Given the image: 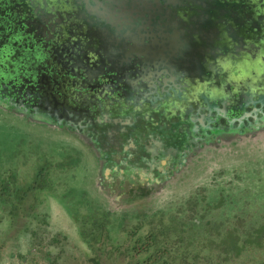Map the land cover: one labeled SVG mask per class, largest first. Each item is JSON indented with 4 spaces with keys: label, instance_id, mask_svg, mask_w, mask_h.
I'll return each mask as SVG.
<instances>
[{
    "label": "rangeland",
    "instance_id": "374dc122",
    "mask_svg": "<svg viewBox=\"0 0 264 264\" xmlns=\"http://www.w3.org/2000/svg\"><path fill=\"white\" fill-rule=\"evenodd\" d=\"M228 2L0 0V264H264V31Z\"/></svg>",
    "mask_w": 264,
    "mask_h": 264
},
{
    "label": "water",
    "instance_id": "95a60500",
    "mask_svg": "<svg viewBox=\"0 0 264 264\" xmlns=\"http://www.w3.org/2000/svg\"><path fill=\"white\" fill-rule=\"evenodd\" d=\"M223 10L225 11V13L229 11L230 13H235V15H238V19L236 17V22L238 27L236 25L231 26L230 30H233V32L237 34L236 37L240 38V40L242 39L247 40L249 38L250 33L252 34L263 33L264 0H245V2L243 3H239V1L233 0V2H228L227 4H225L223 6ZM228 34H229L228 32H225L224 35H222V38ZM219 46L222 48L223 44L221 43L219 44ZM214 71L215 73L217 72L218 74H220L223 72V68L218 63H215V65L212 67L211 71L209 72V75L214 74Z\"/></svg>",
    "mask_w": 264,
    "mask_h": 264
}]
</instances>
